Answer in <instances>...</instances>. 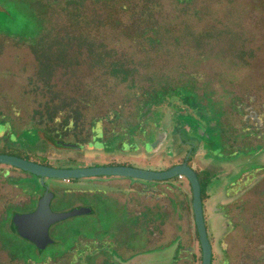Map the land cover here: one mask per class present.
<instances>
[{
	"label": "rangeland",
	"instance_id": "1",
	"mask_svg": "<svg viewBox=\"0 0 264 264\" xmlns=\"http://www.w3.org/2000/svg\"><path fill=\"white\" fill-rule=\"evenodd\" d=\"M189 86L197 94H180ZM159 87L162 94H147ZM173 110L203 129L170 132L151 152L164 120L174 128ZM99 120L106 139L94 128V142ZM189 143L196 145L193 168L212 173L204 202L212 264H264V0H0L4 153L55 167L122 163L161 171L186 157ZM10 167L0 164V172ZM12 172L0 192L18 193V186L21 202L33 200L16 210L29 211L44 186ZM161 182L173 188L171 197L141 196L140 180L122 176L47 178L55 212L80 203L94 214L54 224L45 250L2 222L0 264H200L182 193L186 187L192 201L189 181L150 183Z\"/></svg>",
	"mask_w": 264,
	"mask_h": 264
},
{
	"label": "water",
	"instance_id": "2",
	"mask_svg": "<svg viewBox=\"0 0 264 264\" xmlns=\"http://www.w3.org/2000/svg\"><path fill=\"white\" fill-rule=\"evenodd\" d=\"M159 139L152 144V148L158 147ZM63 144V143H62ZM64 146L81 149L80 145L64 143ZM151 148V150H152ZM188 158V157H187ZM0 164L19 168L23 171L47 178H82L93 176H122L143 181L167 180L182 175L187 178L192 188V205L194 220L202 248V264H212L213 246L209 240L207 224L204 215L201 183L196 171L185 161L170 169L154 171L129 165H102L79 168H56L47 166L16 155L0 153ZM54 193L46 187L44 195L39 200L35 211L19 214L14 219V229L18 235L34 243L39 250H45L54 240L50 235V227L55 223L69 217L89 214L91 207L74 208L66 212H55L51 207Z\"/></svg>",
	"mask_w": 264,
	"mask_h": 264
},
{
	"label": "flooded vegetation",
	"instance_id": "3",
	"mask_svg": "<svg viewBox=\"0 0 264 264\" xmlns=\"http://www.w3.org/2000/svg\"><path fill=\"white\" fill-rule=\"evenodd\" d=\"M173 115H174V128L171 130L170 128H168V127H166V124H165V120H164V123H163V127H161V128H157L158 130H157V135H156V138H158L159 139V143H158V147L157 148H155V149H150L151 150V152H154L155 150H157V149H159L160 148V146L162 145V143L167 139V136H168V133H170V132H174L175 130H180V129H182V128H184L188 133H195L196 131H201L202 129H203V126L202 125H200L199 124V122L197 121V120H195L193 117H191V116H189V117H186V116H184L183 115V113H181V116H182V119L183 118H185L184 119V121L183 122H181V120L180 119H178L179 117H177V116H175V113H174V110H173ZM190 115V114H189ZM166 117H167V115H165V119H166ZM193 119L195 120V121H193ZM98 123H99V125H98ZM203 124V123H202ZM94 128H96L97 129V131L99 130V132L101 133V135L103 136V138L104 139H106L105 137H106V130L104 129V125L102 124V120H99V121H96V124L93 126V128H92V132H94L93 130H94ZM205 131V133L207 134V129H205L204 130ZM95 133V132H94ZM96 136H97V133H95L94 134V136H93V140H94V138H96ZM98 141V139L97 140H94V142H97ZM61 143L63 142V143H68V142H65V141H63V140H61L60 141ZM90 142H88V144H89ZM120 143H122V145L119 147V148H121V150L122 149H124V144H126L124 141H120ZM147 144H145V143H143V142H139V147H142V148H145V147H147L146 146ZM189 145L192 147L191 148V150H190V152L188 153V155L186 156V157H184L182 160H178V161H175V162H173L172 164H170L165 170H167V169H170L171 167H173V166H175V165H178V164H183L185 161L188 163V165L189 166H191L192 168H193V165H191V153H193L194 152V150H195V147H196V145H194V144H192V143H189ZM62 146V145H61ZM149 150V151H150ZM154 150V151H153ZM188 157V158H187ZM27 159V158H26ZM30 160V159H29ZM42 164V163H41ZM44 165H47V166H52V167H55V166H53V165H51L49 162L48 163H46V164H44ZM109 165H112V163L111 164H109ZM114 165H126V164H122V163H114ZM95 166H97V165H95ZM130 166V165H129ZM82 167H89V165L88 166H82ZM13 168H16V167H10V168H7L6 170L4 169V171H2V172H0V180H1V185L2 186H0V189L3 187V188H5V184H6V182H8V183H10L9 181H8V179H10L11 177H13L14 175H13V172H12V169ZM56 168H79V167H72V166H67V167H56ZM17 169H19V168H17ZM195 171L196 170H198L199 168H198V166L197 167H195V168H193ZM202 169H205V168H202ZM19 170H21V169H19ZM23 171V170H22ZM162 171V170H161ZM6 173H9V176H8V178H6L5 177V174ZM23 173H25V174H27L26 176H29V178H31L32 180H33V175H35V174H33V173H29V172H26V171H23ZM197 173V172H196ZM35 176H37L38 177V179L42 182V184H43V186H44V189L46 190V187H48V185H47V183H46V180H47V177H45L44 179H42L41 178V176H38V175H35ZM180 179H184L185 177H180V176H178ZM129 178V177H128ZM77 179V178H76ZM63 180H65L66 181V183H70V182H72V180H73V178H68V179H63ZM168 180V179H167ZM154 181H156V180H154ZM159 181H163V180H159ZM97 182H101L100 180H98ZM143 182H148V183H150V182H153V181H143V180H140V183H138V184H135V185H137L136 186V189L138 190V192L139 193H141V196H144V197H146V198H148L149 196L151 197V196H153L154 194L156 195V193H165L166 194V196H170L171 197V191H173V188L169 185V184H167L166 182H161V183H157V184H149L148 185V183H143ZM107 183V182H106ZM13 186V185H12ZM189 187H190V191H191V194H192V188H191V185H190V182H189ZM15 189H19L20 190V192H11V194L9 195V196H6V194L5 193H3V192H0V201H1V203H2V206H3V211H2V214L0 215V224H2L3 225V223L2 222H4V224H6L5 222L9 219V227H10V229H12V225L14 224V219H15V217L17 216V215H19V214H25V213H30V212H33V211H35L36 210V208L38 207V204H39V200L41 199V197L44 195V194H42L41 196H39V197H37V198H35V200H37L38 202H37V204H36V206L33 208V209H30L29 211H26V212H18L17 210H16V207L17 206H20V205H22V204H25V203H28V202H30V201H32L33 200V198L31 197V199H29L28 198V196H26L25 194V197L27 198V200H26V202L24 203V202H21V199H18L19 197H21V194H23L24 193V191L21 189V188H19L18 186H14L13 188H12V190H15ZM44 190V191H45ZM49 190L51 191V189L49 188ZM85 190H88L89 191V189H85ZM52 192V191H51ZM68 192H70V191H68ZM68 192H65L64 194H67ZM71 192H74V191H71ZM45 193V192H44ZM182 193H183V195H184V199H185V201H186V203H187V206L189 205V203H190V205H191V210H192V213L194 214V212H193V205H192V201H193V198H192V201H190L189 199V194H188V190L186 189V187L184 188L183 187V190H182ZM55 197H56V195L54 194V197H53V199H52V201L55 199ZM157 197V196H156ZM157 198H159V197H157ZM155 200V199H154ZM207 200H209V197H207V199L205 200V201H207ZM205 201H203V206H204V202ZM52 203V202H51ZM80 207H90L89 205H83V204H78L77 203V205L76 206H74L73 208H70L68 211H70V210H73L74 208H80ZM92 208V207H91ZM93 209V208H92ZM11 210V215H10V217H9V215H7V212L8 211H10ZM173 211L174 210H169V212H170V214L172 215V213H173ZM94 209H93V211L91 212V213H89V214H94ZM137 212H138V214L141 212V210H137ZM172 212V213H171ZM175 212V211H174ZM174 216H175V214H174ZM12 217V218H11ZM11 218V219H10ZM6 219V220H5ZM195 222V221H194ZM7 224H8V221H7ZM55 224H57V223H55ZM53 226V225H52ZM51 226V227H52ZM4 227H5V225H4ZM51 227H50V229H51ZM196 227V226H195ZM16 232V231H15ZM17 233V232H16ZM50 235H51V232H50ZM51 237H52V239L54 240V238H53V236L51 235ZM199 241V240H198ZM32 243V242H31ZM32 244H34V243H32ZM199 245H200V248H201V244H200V241H199ZM49 246V245H48ZM179 248L181 249V252H182V250H183V248H181V245L179 246ZM188 249V253L190 254V255H193L194 256V250H193V248L192 247H189V248H187ZM179 260V258H177L176 259V261H178ZM200 264H202V248H201V259H200ZM212 262H213V256H212ZM231 260L230 259H228V264H231Z\"/></svg>",
	"mask_w": 264,
	"mask_h": 264
},
{
	"label": "trees",
	"instance_id": "4",
	"mask_svg": "<svg viewBox=\"0 0 264 264\" xmlns=\"http://www.w3.org/2000/svg\"><path fill=\"white\" fill-rule=\"evenodd\" d=\"M151 4H152V2H150V5ZM146 9H147L148 12H150L152 8H151V6H147ZM152 29H155V26ZM140 35H141V39L144 40L145 39L144 36H142V34H140ZM134 40L137 42L140 39L139 38H135ZM114 66H116V64H114ZM114 66H113V68H114ZM135 85H137V84H135ZM182 85H184V84H182ZM183 87H185V86H183ZM189 87H191V86H189ZM192 88L193 87H191V88L186 87L185 89H183L181 91L180 94H197V92L193 91L194 88L193 89ZM160 89H161L160 87L159 88H153V89L150 88V91H147V94H162ZM183 115L186 116V117L191 116V115H189V113H183ZM72 123H73V120L71 119L68 124L71 125ZM199 124L202 125L201 123H199ZM63 144H60V145L64 146ZM65 147H68V146H65ZM0 153H4V152L0 149ZM27 159H30V158H27ZM42 164H46V163H42ZM112 165H114V164H112ZM196 172H197L198 178H199L200 183H201L202 199H203V201H205L207 199V197H209L207 189H208L209 185L212 182V173L210 172V170H208L206 168L205 169L200 168V169L196 170ZM193 218H194V214H193ZM12 230L15 232L14 225H12ZM195 234H196V238L199 240V235H198L196 227H195ZM35 247H36V245H35ZM27 250H28L27 248H23V251H27Z\"/></svg>",
	"mask_w": 264,
	"mask_h": 264
},
{
	"label": "built area",
	"instance_id": "5",
	"mask_svg": "<svg viewBox=\"0 0 264 264\" xmlns=\"http://www.w3.org/2000/svg\"><path fill=\"white\" fill-rule=\"evenodd\" d=\"M180 177L182 178L183 176H182V175H180Z\"/></svg>",
	"mask_w": 264,
	"mask_h": 264
},
{
	"label": "crops",
	"instance_id": "6",
	"mask_svg": "<svg viewBox=\"0 0 264 264\" xmlns=\"http://www.w3.org/2000/svg\"><path fill=\"white\" fill-rule=\"evenodd\" d=\"M187 189V188H186Z\"/></svg>",
	"mask_w": 264,
	"mask_h": 264
}]
</instances>
